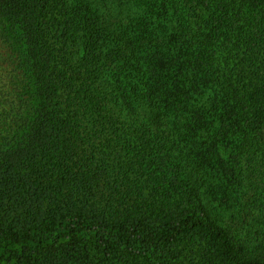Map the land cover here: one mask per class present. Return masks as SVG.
<instances>
[{
	"label": "trees",
	"instance_id": "16d2710c",
	"mask_svg": "<svg viewBox=\"0 0 264 264\" xmlns=\"http://www.w3.org/2000/svg\"><path fill=\"white\" fill-rule=\"evenodd\" d=\"M32 100L0 148L9 264H264V0H0Z\"/></svg>",
	"mask_w": 264,
	"mask_h": 264
},
{
	"label": "rangeland",
	"instance_id": "374dc122",
	"mask_svg": "<svg viewBox=\"0 0 264 264\" xmlns=\"http://www.w3.org/2000/svg\"><path fill=\"white\" fill-rule=\"evenodd\" d=\"M15 34L5 20L0 18V148L10 139L6 138L11 128L12 117L22 110L23 101L32 100L30 81L20 67V48ZM7 249L0 248V264H9Z\"/></svg>",
	"mask_w": 264,
	"mask_h": 264
}]
</instances>
